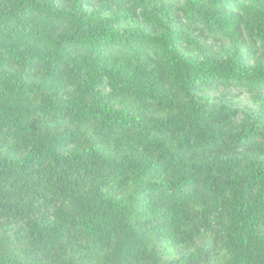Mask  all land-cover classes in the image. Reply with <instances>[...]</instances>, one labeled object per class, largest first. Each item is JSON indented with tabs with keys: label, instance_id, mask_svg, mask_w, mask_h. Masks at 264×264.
Instances as JSON below:
<instances>
[{
	"label": "trees",
	"instance_id": "16d2710c",
	"mask_svg": "<svg viewBox=\"0 0 264 264\" xmlns=\"http://www.w3.org/2000/svg\"><path fill=\"white\" fill-rule=\"evenodd\" d=\"M0 264H264V0H0Z\"/></svg>",
	"mask_w": 264,
	"mask_h": 264
},
{
	"label": "rangeland",
	"instance_id": "374dc122",
	"mask_svg": "<svg viewBox=\"0 0 264 264\" xmlns=\"http://www.w3.org/2000/svg\"><path fill=\"white\" fill-rule=\"evenodd\" d=\"M206 35V34H205ZM219 44L215 43L213 46L214 47H218ZM183 51L184 52H188L190 51V47H186V48H183ZM249 99L247 96H243V97H239L238 99V103L240 104V106H243V107H248V108H254V106L251 105V103L249 102Z\"/></svg>",
	"mask_w": 264,
	"mask_h": 264
}]
</instances>
